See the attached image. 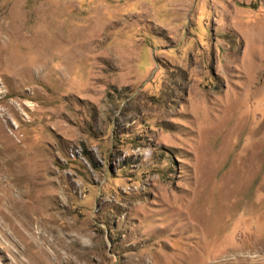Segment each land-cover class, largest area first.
<instances>
[{
    "label": "rangeland",
    "instance_id": "374dc122",
    "mask_svg": "<svg viewBox=\"0 0 264 264\" xmlns=\"http://www.w3.org/2000/svg\"><path fill=\"white\" fill-rule=\"evenodd\" d=\"M0 264H264V0H0Z\"/></svg>",
    "mask_w": 264,
    "mask_h": 264
},
{
    "label": "bare ground",
    "instance_id": "6f19581e",
    "mask_svg": "<svg viewBox=\"0 0 264 264\" xmlns=\"http://www.w3.org/2000/svg\"><path fill=\"white\" fill-rule=\"evenodd\" d=\"M9 200V203L10 202H12L13 203V201L9 198L8 199ZM7 204H8V201H7ZM9 205V204H8ZM12 206H14L13 204H12ZM12 206H10L9 208H10V211H11V213H12V216L14 215V214H16V211H15V209L13 210V208H12ZM7 213V212H6ZM8 214V213H7ZM17 215V214H16Z\"/></svg>",
    "mask_w": 264,
    "mask_h": 264
},
{
    "label": "trees",
    "instance_id": "16d2710c",
    "mask_svg": "<svg viewBox=\"0 0 264 264\" xmlns=\"http://www.w3.org/2000/svg\"><path fill=\"white\" fill-rule=\"evenodd\" d=\"M251 7H255V4H250Z\"/></svg>",
    "mask_w": 264,
    "mask_h": 264
}]
</instances>
